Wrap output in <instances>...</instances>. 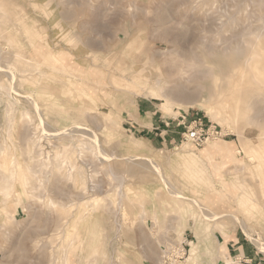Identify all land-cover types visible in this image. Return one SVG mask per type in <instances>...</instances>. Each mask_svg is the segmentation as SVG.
Returning a JSON list of instances; mask_svg holds the SVG:
<instances>
[{
  "label": "rangeland",
  "instance_id": "rangeland-1",
  "mask_svg": "<svg viewBox=\"0 0 264 264\" xmlns=\"http://www.w3.org/2000/svg\"><path fill=\"white\" fill-rule=\"evenodd\" d=\"M0 1L8 7L0 9V31L7 33L0 32V147L5 143L19 161L9 174L0 168V264H264V198L261 213L246 214L234 183H259L264 129L249 118L255 108L229 119L216 96H201L194 103L170 100L167 113L166 100L152 94L160 79L167 88L204 86L205 95L219 64L240 74L226 53L236 46L242 62L264 40V0ZM200 70L209 77L192 80ZM261 89L249 98L264 108ZM220 94L230 109L242 106L233 90ZM182 115L186 125L201 118L220 136L197 146L183 138L182 123L181 136L178 129L163 134L160 120ZM73 124L81 133L71 132ZM27 136L37 140L32 152ZM214 141L226 147V157L201 153ZM242 244L250 258L238 253Z\"/></svg>",
  "mask_w": 264,
  "mask_h": 264
},
{
  "label": "bare ground",
  "instance_id": "bare-ground-1",
  "mask_svg": "<svg viewBox=\"0 0 264 264\" xmlns=\"http://www.w3.org/2000/svg\"><path fill=\"white\" fill-rule=\"evenodd\" d=\"M70 1V0H69ZM77 1V0H76ZM3 2V1H2ZM6 3V2H5ZM262 4H263V2H262ZM10 5V4H9ZM4 6V4H2L1 3V1H0V9L2 10V11H6V9L8 8H5V7H3ZM8 12V11H7ZM4 13V14H7L8 15V13ZM0 13H2V12H0ZM10 14H12V13H10ZM64 14V13H63ZM2 15V14H1ZM1 15H0V17H1ZM7 15H4V16H6L7 17ZM67 16V15H66ZM71 16V15H70ZM24 18V17H23ZM66 18V17H65ZM10 19H11V23H12V18L10 17ZM10 19L8 20V21H10ZM24 19H21L20 18V23H21V21H23ZM3 22V21H2ZM1 22V23H2ZM15 21H13V25L15 24V23H17V22H15ZM19 22V21H18ZM4 23V22H3ZM5 23H7L6 21H5ZM9 23V22H8ZM10 23V24H11ZM24 23H26V22H24ZM9 24V25H10ZM19 26H20V24H19ZM19 26H15L14 25V28L15 27H19ZM23 25H21V27H22ZM9 27H13V26H9ZM20 27V28H21ZM27 27L25 26V28L23 27V30L24 29H26ZM85 28V27H84ZM19 29V28H18ZM17 29V30H18ZM22 29V28H21ZM166 29V28H165ZM0 30H3V28H2V26H1V24H0ZM23 30H21V31H23ZM27 30V32L26 33H28V31H30V30H28V29H26ZM33 30V29H32ZM167 30V29H166ZM170 31V30H169ZM0 32H2V31H0ZM4 32H6V31H3L2 32V34L4 33ZM10 32V31H9ZM19 32V31H18ZM17 32V33H18ZM174 32V31H173ZM25 33V34H26ZM4 34H7V33H4ZM11 34V33H10ZM8 35H9V33H8ZM19 35V34H18ZM27 35V34H26ZM28 35H29V33H28ZM12 38H13V36L12 35H10ZM16 36V35H15ZM14 36V38H16ZM25 36V35H24ZM23 36V37H24ZM2 37L4 38V36L2 35ZM12 38L10 39V37L8 38H6V39H9V41H10V43H11V40H12ZM29 38H33L32 37V35H31V37H30V35H29ZM6 39H4L6 42H7V40ZM31 39H28V40H31ZM33 39H35V38H33ZM32 39V40H33ZM0 40H2V38L0 39ZM14 40V39H13ZM12 40V41H13ZM234 40V39H233ZM16 41H20V40H14L13 42H16ZM237 41V40H236ZM47 42V44H48V41H46ZM29 43H30V41H29ZM173 43V42H172ZM174 43H176V41L174 42ZM19 44V43H18ZM30 44H32V43H30ZM34 44V43H33ZM8 45H10V44H8ZM21 46H22V44H20ZM13 46H17L16 45V43H15V45H13ZM212 46V45H211ZM210 46V47H211ZM9 47H11V45L9 46ZM18 47V46H17ZM17 47H14V49H16ZM193 47V46H192ZM239 47V46H238ZM242 47V46H241ZM4 48V47H3ZM235 48H236V46H235ZM235 48H233L232 50H233V52H228V53H226V57H228V59H230L229 60V63L231 64V66L230 67H233L231 70H235L236 68H238L239 67V69H240V71H241V73L240 74H236V76L234 75L233 76V73L235 74V71L234 72H232V75H230V74H228V73H226V69L223 67L224 65H221V64H219V65H217L216 67H217V71H215L214 72V80L211 82V86H207V93L205 94V95H202L201 94V91H202V87H204V86H202V87H200V88H198V89H189L188 87H186V86H184V85H179L178 83H177V86H175V87H170V88H167V87H164L163 85L161 86V80L160 79H157L156 80V82L154 83V90H155V92L154 93H152L153 94V96L154 95H156V96H160V98H163V99H165L166 101H164L162 104H161V109L162 110H166L167 111V113L170 111V108L168 107V104H169V101L170 100H172V101H177V102H186V103H194L195 101H197V100H199L200 99V97L201 98H203V97H206V100H213L214 98L213 97H217L216 99H215V102H217V104H219V106L221 107V109L223 110V112H225V113H227V118H229V119H232V118H235V119H238L239 117H241V116H245L246 115V112H247V110L250 108V107H254L255 108V111H254V113H253V115H251V117H249L252 121H255V122H257L261 127H260V129H264V108H262V107H258V105H257V100H258V97H254V98H252V99H250L249 97L250 96H252V94L254 93V91L255 90H258V89H260L261 87H262V91H264V40H263V38L262 39H260V38H258V40L251 46V49L247 52V57L245 58V60L244 61H242V62H238V60H237V58H236V56L238 57L239 56V52L235 49ZM177 50V49H176ZM4 51V50H3ZM20 51H22V50H20ZM213 51V50H212ZM231 51V50H230ZM2 52V51H1ZM9 52H11V51H9ZM192 52V51H191ZM220 53H222L221 52V50L219 51ZM12 53H13V51H12ZM19 53V52H18ZM165 53V52H164ZM169 53V52H168ZM184 53V52H183ZM211 53V52H210ZM218 53V52H217ZM216 53V54H217ZM223 53H224V51H223ZM5 54V53H4ZM7 54H8V52H7ZM15 54H17V52L15 53ZM24 52H23V55H22V53H20V56L22 57V56H24ZM61 53H59V55H60ZM196 54V53H195ZM207 54V53H206ZM205 54V55H206ZM209 54V53H208ZM213 54V53H212ZM215 54V52H214V54H213V56L214 55H216ZM17 55H19V54H17ZM197 55V54H196ZM195 55V56H196ZM223 55H225V54H223ZM20 56H18L20 59H21V57ZM194 55H192V58L193 59H195L196 57H195ZM207 56V55H206ZM209 56H210V54H209ZM217 56V55H216ZM9 57H10V55H9ZM9 57H6V58H9ZM154 57V56H153ZM211 57V56H210ZM198 58V57H197ZM213 58V57H212ZM217 58H219V57H217ZM5 59V58H4ZM10 59H12V57H10ZM17 59V58H16ZM16 59H14L15 61H16ZM52 59H53V63H55V66H57V62H59L58 60H57V62L55 61L56 59H55V57L54 56H52ZM59 59V58H58ZM215 59V58H214ZM7 60V59H6ZM26 60V59H25ZM24 60V61H25ZM200 60V59H199ZM11 61V60H10ZM26 61H28L29 62V60L27 59ZM31 61V60H30ZM12 63H13V61H11ZM22 62V61H21ZM20 62V63H21ZM200 62V61H199ZM10 63V62H9ZM8 63V64H9ZM30 63V62H29ZM174 63V62H173ZM193 63H196V62H194L193 61ZM16 64V63H15ZM17 64H19V62L17 63ZM32 64V63H31ZM10 65V64H9ZM13 65H14V63H13ZM249 65H251V71L249 70H247V68L249 67ZM8 65H6V67H7ZM12 66V65H11ZM10 66V67H11ZM19 66V65H18ZM21 66V65H20ZM54 66V67H55ZM192 66V65H191ZM9 67V66H8ZM15 67V66H14ZM172 67H174V65L173 66H171V68ZM193 67V66H192ZM191 67V68H192ZM226 67H227V65H226ZM56 68V67H55ZM194 68V67H193ZM209 68V67H208ZM24 69V68H23ZM23 69H21V70H23ZM60 69V68H59ZM209 69H211V68H209ZM10 70V69H9ZM21 70H19L20 72H21ZM206 70H208V69H206ZM7 71V70H6ZM24 72H25V70H23ZM28 71V70H27ZM201 71V70H200ZM204 71V70H203ZM229 71V70H228ZM239 71V72H240ZM41 72V71H40ZM39 72V73H40ZM211 72V71H210ZM31 73V72H30ZM35 73H37V72H35ZM43 73H44V71H43ZM50 73H52V72H50ZM198 73V72H197ZM196 73V75L194 76V74H192V75H190L191 77H192V80L193 79H206L207 77H209V72L208 73H206V72H203L202 73V71L200 72V73H198L197 74ZM12 74V73H11ZM15 74H16V72H15ZM210 74H212V73H210ZM37 75L40 77V75H43V74H38L37 73ZM44 75H45V73H44ZM49 75V74H48ZM48 75H45V77L46 76H48ZM167 75H168V73H167ZM8 76H9V74H8ZM50 76V75H49ZM212 76V75H211ZM210 76V77H211ZM212 76V77H213ZM12 77V76H11ZM38 77V78H39ZM136 77V76H135ZM163 77V76H162ZM200 77V78H199ZM211 77V78H212ZM38 78H37V80H38ZM41 78H42V76H41ZM51 78H53L52 76H51ZM57 78V77H56ZM74 78V77H73ZM77 77H75V79H76ZM131 78H133V77H131ZM190 78V77H189ZM189 78H187V80L189 79ZM49 79V78H48ZM54 79V78H53ZM140 78L139 77H136L135 78V81H138ZM167 79V78H166ZM43 80V79H42ZM58 80H59V78H58ZM191 80V79H190ZM53 81V80H52ZM132 81H134V80H132ZM149 81V80H148ZM181 81V80H180ZM211 81V80H210ZM55 82V81H54ZM143 82H144V80H143ZM205 82V81H204ZM61 83H62V81H61ZM60 83V84H61ZM66 83V82H65ZM132 83H134V82H132ZM146 83H148V82H146ZM167 83V82H166ZM206 83V82H205ZM41 84V83H40ZM63 84V83H62ZM61 84V85H62ZM1 85V84H0ZM14 85V84H13ZM64 85V84H63ZM205 86H206V84H204ZM2 86H4V84H2ZM14 88V87H13ZM12 88V89H13ZM4 89V88H3ZM60 89V88H59ZM226 89H230V91H232L233 90V94H234V98L236 99V100H239V102L242 104V106L241 105H239V108H236V110L237 111H234V108H231L230 109V107H229V105L227 104V100L228 99H226L225 97H223V96H221V92L222 91H224V90H226ZM9 90V89H8ZM64 90V89H63ZM82 91H84L85 89L84 88H82L81 89ZM87 91V90H86ZM205 91V90H204ZM36 92V91H35ZM34 92V93H35ZM44 92V91H43ZM66 92V91H65ZM67 92H69V91H67ZM72 92V91H71ZM70 92V93H71ZM219 93V94H218ZM67 94V93H66ZM69 94V93H68ZM67 94V95H68ZM204 94V93H203ZM82 95V94H81ZM87 95H92L90 92H88L87 91ZM24 96V95H23ZM69 96V95H68ZM25 97L26 98H28V99H30V100H32L31 102L33 103V104H37V102H36V100L31 96V95H25ZM89 98V97H88ZM27 99V100H28ZM89 100H91L92 101V98L91 99H89ZM229 100H231V99H229ZM29 101V100H28ZM259 101V100H258ZM27 103V102H26ZM30 103V102H29ZM259 103V102H258ZM7 109V108H6ZM15 110V109H14ZM35 111V110H34ZM12 112V111H11ZM17 113V112H16ZM40 113H42V112H40ZM23 114V113H22ZM39 114V113H38ZM11 115H13V114H11ZM26 115L28 116V117H30L31 115H29V112H26ZM42 116V115H41ZM233 116V117H232ZM7 117V116H6ZM26 117V116H25ZM15 118V117H14ZM10 119V118H9ZM12 120V119H11ZM35 120V119H34ZM30 121H31V119H30ZM14 122V121H13ZM11 123V122H10ZM46 124V123H45ZM253 124V123H252ZM73 125H75V124H73ZM32 126V125H31ZM33 127V126H32ZM49 127V126H48ZM75 127L76 128H74V129H71V132L72 131H76V129H78V133H77V131L75 132L76 134H79V133H81V132H79L80 130H79V126L77 125H75ZM97 127V126H96ZM26 128H28V127H26ZM11 129V128H10ZM36 129V128H35ZM30 130V129H29ZM10 131V130H9ZM28 131V130H27ZM82 131V130H81ZM31 132V130L28 132V133H30ZM63 132H66V131H63ZM68 132H70V131H67L66 133H68ZM70 132V133H71ZM263 132V131H262ZM10 133V132H9ZM23 133H24V131H23ZM26 133V132H25ZM28 133L26 134V135H28ZM37 133V132H36ZM35 133V134H36ZM83 134H80V135H84V134H86V133H84V132H82ZM88 133H89V131H88ZM34 134V135H35ZM54 134V133H53ZM58 134V133H57ZM72 134V133H71ZM25 135V134H24ZM23 135V136H24ZM262 135V137L264 136L263 134H261ZM9 136V135H8ZM7 136V137H8ZM29 136V135H28ZM27 136V142H28V149H29V151L30 152H32V150L35 148V146H36V143H37V140H35V136H32V137H28ZM37 136V135H36ZM74 136V135H73ZM89 136V135H88ZM10 137V136H9ZM10 139H11V137H10ZM5 140V139H4ZM24 140V139H23ZM23 140H22V142H23ZM3 141V140H2ZM6 141V140H5ZM11 141V140H10ZM24 141H26V140H24ZM96 141V140H95ZM83 142H86V141H83L82 140V143ZM89 142V141H88ZM90 144V143H89ZM100 144V143H99ZM243 144H244V142H243ZM38 145V144H37ZM86 145H87V142H86ZM92 145V144H91ZM13 146H14V144H13ZM90 146V145H89ZM263 146V145H262ZM91 147V146H90ZM8 148H10V147H8L7 145H5V143L0 147V168L2 167V168H4V171L5 170H11V168L12 167H14L15 166V168H16V162L18 161L17 160V157L14 155V153H11V152H9L8 151ZM246 145L244 144V146L242 147V149H240V152H246ZM21 149V148H20ZM28 149H27V151H28ZM14 150H16V149H14ZM12 151V150H11ZM55 151V150H54ZM191 151V150H190ZM195 154H196V152L194 151V150H192ZM189 152V151H188ZM226 152V147L224 146V145H222V143H220V142H210L205 148H203L202 149V154L204 155V156H209V154H211V155H215V154H220V155H222L223 157H226V154L227 153H225ZM238 152V151H237ZM21 154V153H20ZM28 154V153H27ZM32 154H34V152L32 153ZM32 154L31 153H29V155L30 156H32ZM105 154V153H104ZM36 155V154H35ZM63 155H64V153H62V152H59V151H57V153H56V157L57 158H59V159H61V157H62V160L64 159L63 158ZM68 155V154H67ZM258 157H259V159H258V161H257V164L255 165V167H256V169H258L259 171L257 172V175L259 176V183L257 184V185H254V186H252L251 184H248V183H246L245 181H237V183L236 182H234L235 183V185L236 186H238V194H237V204L238 205H240L239 207L241 208V210L242 211H244L246 214H249V215H252V216H255L256 214H259V213H261V210H262V202H261V199L262 198H264V154L263 153H261V152H259L258 153ZM42 156V155H41ZM70 156V155H69ZM107 156V155H106ZM232 156V155H231ZM251 156V155H250ZM253 156V157H252ZM252 158H256V156H255V154H252ZM32 157H34V156H32ZM31 157V158H32ZM64 157H66V156H64ZM68 157V156H67ZM71 157V156H70ZM55 158V157H54ZM56 158V159H57ZM230 158H232V157H230ZM71 158H69V160H70ZM32 160V159H31ZM51 160V159H50ZM62 160H60L61 161V163L60 164H58V168L56 167V165L54 166V165H52L54 168V170H56V169H61L62 168ZM65 160H67V159H64V161ZM34 161H35V159L33 160V163H34ZM55 161V160H54ZM58 161V160H57ZM57 161H55V162H57ZM19 162V161H18ZM31 162V161H30ZM44 162V164H45V161H43ZM65 162H67V161H65ZM36 163V162H35ZM39 163H41V162H39ZM39 163H36L37 165H39ZM49 163H52V164H54V162H49ZM29 164H32V163H29ZM26 165V164H25ZM28 165V164H27ZM74 165H76V164H73V166ZM33 166V165H32ZM32 166H31V168H32ZM154 166H155V164H154ZM156 166H158L159 167V165H156ZM155 166V167H156ZM26 167H28V166H26ZM30 167V166H29ZM29 167H28V169H29ZM34 167H36V166H33V168ZM38 167V166H37ZM44 167V166H43ZM158 167H156V168H158ZM1 168V169H2ZM14 168V169H15ZM75 168V167H74ZM14 169H12L13 171H12V176H14V175H16L15 173L17 172L16 170H17V168H16V172L14 171ZM28 169H26V170H28ZM73 169V168H72ZM3 170V169H2ZM31 169H29V171H30ZM33 170V169H32ZM34 170H35V168H34ZM39 171H41L40 169H38ZM35 171H37V170H35ZM38 171V172H39ZM53 171V170H52ZM72 171V170H71ZM70 171V172H71ZM5 172H7L8 173V171H5ZM40 173V172H39ZM9 174V173H8ZM27 173H25L24 172V174H23V181H25V182H23V183H25L26 184V177H28V175H26ZM71 174L72 173H69L68 174V178H70V176H71ZM11 175V174H10ZM26 177H25V176ZM48 175V174H47ZM9 178V177H8ZM13 178V177H12ZM29 178V177H28ZM71 178H72V176H71ZM14 179V178H13ZM45 179V178H44ZM73 180V179H72ZM10 185V184H9ZM13 184H11V189L13 190V188L15 187L14 185V187L12 186ZM62 185V184H61ZM7 186H8V184H7ZM6 186V187H7ZM10 187V186H9ZM8 188V187H7ZM10 189V188H9ZM55 189V188H54ZM5 190H7V189H5ZM51 190V189H50ZM169 190V189H168ZM3 191H4V189H3ZM2 190H1V192H3ZM66 191V190H65ZM5 192V191H4ZM2 193V194H5L6 192H8V193H11V191L10 190H8V191H6L5 193ZM61 192V191H60ZM13 193V192H12ZM11 193V194H12ZM66 193V192H65ZM10 194V195H11ZM7 195V194H6ZM4 196V195H3ZM258 196V197H257ZM40 198V197H39ZM42 199V198H41ZM62 199V198H61ZM195 202H197L198 204H199V202L197 201V200H195V199H193ZM199 206H200V204H199ZM214 214V213H213ZM211 216H212V213H211ZM210 217V216H209ZM218 217V216H217ZM211 218V217H210ZM214 219V218H213ZM36 220V219H35ZM243 225V227H245L244 226V223L242 224ZM264 227V226H263ZM32 228V227H31ZM246 228H247V226H246ZM245 228V229H246ZM247 230V229H246ZM42 233V232H41ZM74 233V232H73ZM247 233L250 235V233L248 232V230H247ZM70 240V239H69ZM255 240V239H254ZM259 242V241H258ZM15 243V242H14ZM45 242H43V244H44ZM71 243V242H70ZM71 245V244H70ZM69 245V246H70ZM73 245V244H72ZM66 246H67V244H66ZM16 247V246H15ZM72 247V246H71ZM70 247V248H71ZM65 249H66V247H64ZM68 248V247H67ZM196 248H198L197 246H196ZM52 255V254H51ZM48 259V258H47ZM36 260V259H35ZM65 260H66V262L68 263V262H70V256L68 255V254H66L65 255ZM64 263V262H63ZM232 263V261L231 260H227L226 261V264H231ZM43 264V263H42ZM46 264V263H45Z\"/></svg>",
  "mask_w": 264,
  "mask_h": 264
},
{
  "label": "built area",
  "instance_id": "built-area-1",
  "mask_svg": "<svg viewBox=\"0 0 264 264\" xmlns=\"http://www.w3.org/2000/svg\"><path fill=\"white\" fill-rule=\"evenodd\" d=\"M181 120H182V124L187 128L186 131L183 132V138L185 140L190 141L192 144H195L197 146H202L210 139H215L220 136L217 130L211 129L212 125L204 124L201 118L191 121L189 125H186L187 122L186 115H182ZM184 247L182 248L180 247L181 248L180 251L185 252Z\"/></svg>",
  "mask_w": 264,
  "mask_h": 264
},
{
  "label": "crops",
  "instance_id": "crops-1",
  "mask_svg": "<svg viewBox=\"0 0 264 264\" xmlns=\"http://www.w3.org/2000/svg\"><path fill=\"white\" fill-rule=\"evenodd\" d=\"M144 107L145 106H142V109H144ZM146 108V107H145ZM140 113V112H139ZM140 116H141V114H140ZM146 116H148V114H147V111H146V115L145 116H143V117H146ZM141 118H142V116H141ZM159 118V117H158ZM156 118L154 117V115H153V118H152V121H154ZM176 120V119H175ZM175 120H171V121H168L167 119H161L160 120V122L163 124L162 126L163 127H166L167 129H164L163 130V134H169V132H173V131H177V129H178V134L181 136L182 134H181V132H180V130L179 129H181L182 127H184V125L181 127V123H182V120L181 119H179V121L178 122H176ZM174 128L175 130H173V129H169V128ZM178 127V128H177ZM239 242V241H238ZM235 244H237V243H235ZM229 249H230V247H229ZM237 250H238V253H240V252H242L243 251V256L244 257H249L250 258V255H247L246 253H245V250H246V247L242 244V245H239L238 247H237ZM242 250V251H241ZM240 254H242V253H240ZM254 258V257H253ZM257 264H260V263H257Z\"/></svg>",
  "mask_w": 264,
  "mask_h": 264
}]
</instances>
